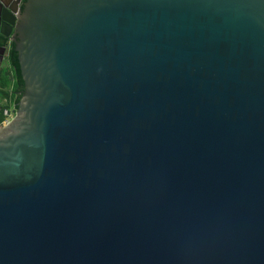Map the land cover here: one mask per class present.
Here are the masks:
<instances>
[{"label":"water","instance_id":"water-1","mask_svg":"<svg viewBox=\"0 0 264 264\" xmlns=\"http://www.w3.org/2000/svg\"><path fill=\"white\" fill-rule=\"evenodd\" d=\"M21 3L0 264H264V0Z\"/></svg>","mask_w":264,"mask_h":264},{"label":"trees","instance_id":"trees-1","mask_svg":"<svg viewBox=\"0 0 264 264\" xmlns=\"http://www.w3.org/2000/svg\"><path fill=\"white\" fill-rule=\"evenodd\" d=\"M10 66L9 73L0 70V123L4 119L6 109L18 111L25 90L15 45L10 53Z\"/></svg>","mask_w":264,"mask_h":264},{"label":"flooded vegetation","instance_id":"flooded-vegetation-1","mask_svg":"<svg viewBox=\"0 0 264 264\" xmlns=\"http://www.w3.org/2000/svg\"><path fill=\"white\" fill-rule=\"evenodd\" d=\"M26 0H22V3H24ZM22 3L20 5V9L23 8ZM3 38V39H2ZM5 37L0 35V54H2V52L6 51L9 52V60H10V53L12 50L13 45H15V39H4ZM0 59H1V55H0Z\"/></svg>","mask_w":264,"mask_h":264},{"label":"crops","instance_id":"crops-1","mask_svg":"<svg viewBox=\"0 0 264 264\" xmlns=\"http://www.w3.org/2000/svg\"><path fill=\"white\" fill-rule=\"evenodd\" d=\"M0 55H1L0 70L3 71V72L9 73L10 67H11L10 66V60H9V52L4 51Z\"/></svg>","mask_w":264,"mask_h":264},{"label":"built area","instance_id":"built-area-1","mask_svg":"<svg viewBox=\"0 0 264 264\" xmlns=\"http://www.w3.org/2000/svg\"><path fill=\"white\" fill-rule=\"evenodd\" d=\"M15 114H16V112H14L12 109H6L4 111V119L0 123V128H2L4 125H6L8 122H10L14 118Z\"/></svg>","mask_w":264,"mask_h":264}]
</instances>
